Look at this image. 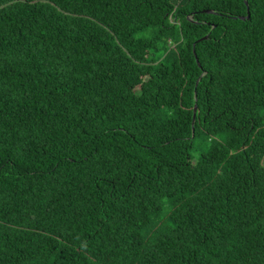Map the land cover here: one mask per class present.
Wrapping results in <instances>:
<instances>
[{
  "label": "trees",
  "instance_id": "1",
  "mask_svg": "<svg viewBox=\"0 0 264 264\" xmlns=\"http://www.w3.org/2000/svg\"><path fill=\"white\" fill-rule=\"evenodd\" d=\"M0 264H264V0H0Z\"/></svg>",
  "mask_w": 264,
  "mask_h": 264
},
{
  "label": "water",
  "instance_id": "2",
  "mask_svg": "<svg viewBox=\"0 0 264 264\" xmlns=\"http://www.w3.org/2000/svg\"><path fill=\"white\" fill-rule=\"evenodd\" d=\"M246 2H247V4L249 5V2H248V1H246ZM250 15H251V11H250V7H249V14H248V16H247V17L243 16L242 19L250 18ZM208 38H209V36H206L204 39H208ZM197 110H198V107H197V105H196V106H195V116H196Z\"/></svg>",
  "mask_w": 264,
  "mask_h": 264
},
{
  "label": "rangeland",
  "instance_id": "3",
  "mask_svg": "<svg viewBox=\"0 0 264 264\" xmlns=\"http://www.w3.org/2000/svg\"><path fill=\"white\" fill-rule=\"evenodd\" d=\"M200 151H197V152H195V154H197L198 156L200 155V153H199Z\"/></svg>",
  "mask_w": 264,
  "mask_h": 264
}]
</instances>
